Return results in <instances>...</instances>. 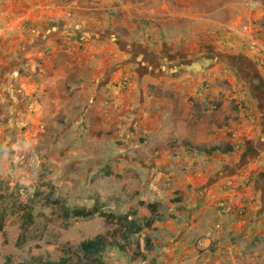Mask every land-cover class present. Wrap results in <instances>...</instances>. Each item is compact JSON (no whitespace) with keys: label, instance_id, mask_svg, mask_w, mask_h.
<instances>
[{"label":"crops","instance_id":"0c3cea01","mask_svg":"<svg viewBox=\"0 0 264 264\" xmlns=\"http://www.w3.org/2000/svg\"><path fill=\"white\" fill-rule=\"evenodd\" d=\"M98 1L100 5L94 0H0V173L7 172L1 170L7 158L12 162L8 171H16L13 166L25 163L29 153L37 171L79 174L85 181L124 171L116 162L123 157L127 167L140 173L147 164L136 158L151 160L158 152L149 144L152 129L147 126L157 118L162 134L171 133L175 122L178 135H185L186 121L191 129L185 137L193 144L208 148L223 141L234 149L229 129L207 140L202 133L205 125L216 130L210 123V102L184 100V95L200 92L203 80L215 77L217 68L226 71L233 89H243L242 97L246 94L256 109L262 129L264 0H256L254 9L241 0ZM106 8L121 15L109 17ZM98 18L102 27H96ZM246 20L250 23L245 30ZM193 62L200 66L194 69ZM168 92L179 94L180 101ZM242 113L241 124L250 118ZM201 114L207 117L198 121ZM253 136L244 139L245 145ZM187 152L183 149L177 161H187ZM229 154L199 151L202 163L193 167L214 168L204 156L227 160ZM228 165H218L225 175L209 187L204 200H145L158 202V211L169 216L153 224L162 239L161 246L152 238L162 252L156 264H185L184 249L194 264H222L227 258V212L219 204L227 207L233 201L227 200ZM259 170H264L262 165ZM177 204L181 207L175 209ZM216 223L222 229L214 230ZM209 230L213 239L199 246L197 240ZM212 245L217 250L207 255L204 247Z\"/></svg>","mask_w":264,"mask_h":264},{"label":"rangeland","instance_id":"374dc122","mask_svg":"<svg viewBox=\"0 0 264 264\" xmlns=\"http://www.w3.org/2000/svg\"><path fill=\"white\" fill-rule=\"evenodd\" d=\"M70 1L74 4V0H67L68 3ZM134 1L142 3L143 0H132V3ZM241 2L245 4L244 0ZM94 3L100 5L98 0H94ZM92 11L94 14L98 12L97 9ZM105 13L113 18L121 15L117 14L114 8H106ZM99 19L95 20L96 27H102L103 21ZM60 20L61 18L55 19L56 22ZM243 23L250 22L246 20ZM76 25L80 26V24ZM85 25L87 26L88 23ZM250 25L254 27V23ZM28 28L30 29L31 26ZM27 42V45L31 44V41ZM230 84L227 81L226 71L217 68L215 77L203 80L198 88L200 92L191 93L190 97L184 95V100L202 99L212 104L209 117L210 123H215L216 130L208 131V125H205L201 132L206 135V140L215 133L224 134L228 129L230 130L227 133L228 136L235 138L232 142L235 148L227 156V160L222 157L204 156L205 160L210 162L209 164L215 165L214 168L198 171L193 167L202 163V159H198L199 151L196 148H207L201 147V144H193L189 138L185 137L190 134L191 125L188 122H184L185 135H178L181 131L178 133L175 131V122L171 129L173 131L167 135L161 133L158 118L147 125L152 129L149 131V137L153 141L149 144H153L152 148L157 149L158 152L151 160L146 157L144 160L143 155L136 158L139 164L143 165L144 162L147 164L146 169L140 173L134 167H127L124 157L116 161L126 167L124 171L114 174H97L91 178L92 181H85L79 174L69 176L68 173L53 172L47 168L37 171L36 165L31 162L30 153L28 157L23 158L25 161L28 158L25 163L13 166L17 167L16 171H8V165L12 163L9 161L8 164L10 158H7V162L1 161L4 164L1 170H7V172L0 173V192L10 195L5 204L8 215L0 231V264H33V258L36 257H41L43 260H58L61 256L69 255L66 251L68 247L75 249L80 241L113 228L97 215L90 219L67 218L61 211V205L70 208L82 206L90 208L98 202L104 211L124 213L133 208L136 200L140 198L142 200H204L209 187L225 175L219 167L225 162L229 164L227 166V200L233 201L229 205L230 211L227 212V258L220 262L222 264H264V216H262L264 210H261L264 208V185L259 184L260 180H264V171L259 170L261 165L264 168V153L259 152L261 150L259 147H264V125L261 129L259 120L257 121L256 109L249 105L246 94L244 98L242 97L243 89L235 90ZM154 92L156 93L157 89H154ZM168 94L167 96L175 101L181 99L179 94ZM234 105L240 106L241 109L233 110ZM227 107L231 108L227 109ZM228 111V117L227 115L222 117ZM239 111H242L246 118L250 116L243 124L239 119ZM206 117L207 114H201L197 120L202 121ZM246 131L248 134L243 135L242 133ZM258 132L259 135L261 133V137L255 138L253 135ZM144 134L147 137L149 135L147 132ZM247 136L249 138L253 136V140L257 142L246 141L245 145L244 139ZM224 144L226 143L220 141L219 144L212 145ZM237 145L239 147H236ZM119 148L121 152L125 150L121 146ZM162 149H165L163 154H161ZM183 149L188 150V157L187 161L181 163L177 160ZM166 150L168 156L165 155ZM192 150H195L197 154L194 158L190 155ZM124 154L126 155V152ZM214 198L223 199H217L216 196ZM52 200H58V202L54 201L53 204ZM29 203L33 204V223L24 226L21 208ZM178 207L181 205H175V209ZM163 216V219L167 221L169 216L166 214ZM171 220L173 223L176 222V219ZM181 222L176 223L179 225ZM159 229L154 227L145 232L156 240L157 245L162 246ZM204 248L207 255H212L217 250V245ZM183 252V263L194 264L192 256L188 255L190 252H185V249ZM161 253V250L154 248L146 260L130 261L127 254L115 248H108L103 253V264H156L157 257ZM178 261L181 262V259L179 258Z\"/></svg>","mask_w":264,"mask_h":264},{"label":"trees","instance_id":"16d2710c","mask_svg":"<svg viewBox=\"0 0 264 264\" xmlns=\"http://www.w3.org/2000/svg\"><path fill=\"white\" fill-rule=\"evenodd\" d=\"M196 149L206 153H229L233 148L226 143L212 145L207 149ZM9 195L6 192H0V231L8 215L5 204ZM52 201L53 204L54 201L58 202V200ZM98 204L95 202L90 208L84 206L70 208L65 205H61L60 208L67 218L90 219L97 215L103 219L104 223L112 225V229L80 241L75 249L68 247L66 251L69 255L61 256L58 260H43L41 257H36L33 258V264H103V253L108 248H115L127 254L130 261L146 260L149 253L154 250V244L150 234L145 231L153 229L154 222L163 218V214L158 211V202H146L139 199L133 208L124 213L104 211ZM22 207V225H31L33 204H24Z\"/></svg>","mask_w":264,"mask_h":264},{"label":"built area","instance_id":"2783aa9c","mask_svg":"<svg viewBox=\"0 0 264 264\" xmlns=\"http://www.w3.org/2000/svg\"><path fill=\"white\" fill-rule=\"evenodd\" d=\"M245 3H246V5H247L249 8H252V9H254L255 7H257V5H258V2H257L256 0H245ZM243 28L246 30V29H247V25L245 24V25L243 26ZM219 206H220V207H224L225 210H226V212H229V211H230V206H229L228 204H227V207H226L225 204H224L223 202H221V203L219 204ZM220 228H221V224H220V223H216V224L214 225V227H213L214 230H215V229H220ZM213 235H214L213 231H211V230L206 231V232L203 234L202 238L197 240V244H198L199 246H203V245H204V244H203V241L206 240L207 243L210 242L211 239H213Z\"/></svg>","mask_w":264,"mask_h":264},{"label":"flooded vegetation","instance_id":"af4514ba","mask_svg":"<svg viewBox=\"0 0 264 264\" xmlns=\"http://www.w3.org/2000/svg\"><path fill=\"white\" fill-rule=\"evenodd\" d=\"M193 63H194V64H192V65H193L194 69L197 68L198 66H200V62H197V64H196L195 62H193ZM199 68H200V67H199ZM255 88H256V87H255ZM263 125H264V124H262V126H263ZM252 141L255 142L256 140H253V139H252L251 142H252ZM251 142H249V143H251ZM256 142H257V141H256ZM256 142H255V143H256ZM251 144H252V143H251ZM249 147H251V146H249ZM249 147H248V149H249ZM254 148H255V147H254ZM259 148L261 149L259 152H260L261 154L264 153V147H259ZM259 148H255V149H259ZM261 171H264V170H261Z\"/></svg>","mask_w":264,"mask_h":264}]
</instances>
